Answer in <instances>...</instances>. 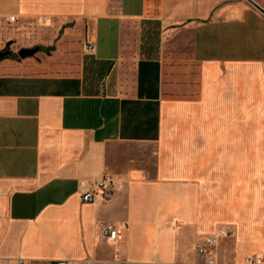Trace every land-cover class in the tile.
<instances>
[{"label": "crops", "instance_id": "crops-1", "mask_svg": "<svg viewBox=\"0 0 264 264\" xmlns=\"http://www.w3.org/2000/svg\"><path fill=\"white\" fill-rule=\"evenodd\" d=\"M9 42L38 51L0 61L3 263L200 264L198 244L225 229L219 262L264 256L262 11L248 0H0Z\"/></svg>", "mask_w": 264, "mask_h": 264}, {"label": "built area", "instance_id": "built-area-1", "mask_svg": "<svg viewBox=\"0 0 264 264\" xmlns=\"http://www.w3.org/2000/svg\"><path fill=\"white\" fill-rule=\"evenodd\" d=\"M10 20H15V16L10 17ZM108 177H104L100 181H96L91 184L90 188L82 194V199L85 202H93L97 197L105 191L108 187L107 185ZM232 234V230L225 229L219 231L217 234L209 235L203 242L199 243L197 249L201 255L206 258L200 264H224L218 261L214 249L217 245V240L220 237L228 236ZM102 235L108 237L111 240H116L119 236V231L116 227L105 225L102 229ZM0 264H10V261L5 263L0 260ZM19 264H24L22 260ZM47 264H106L100 260L94 258H86L82 262L73 259H55L50 260ZM116 264H176V263H158V262H131V261H118ZM243 264H264V256L259 255H248L245 257Z\"/></svg>", "mask_w": 264, "mask_h": 264}, {"label": "water", "instance_id": "water-1", "mask_svg": "<svg viewBox=\"0 0 264 264\" xmlns=\"http://www.w3.org/2000/svg\"><path fill=\"white\" fill-rule=\"evenodd\" d=\"M248 1H250L255 7H257L260 11H262L264 13V9L260 5H258L256 2H254L253 0H248ZM37 51H38L37 47L22 48V49H20L19 54L21 57H28V56H33ZM7 55H8V51H1L0 52V61L2 58H4Z\"/></svg>", "mask_w": 264, "mask_h": 264}, {"label": "rangeland", "instance_id": "rangeland-1", "mask_svg": "<svg viewBox=\"0 0 264 264\" xmlns=\"http://www.w3.org/2000/svg\"><path fill=\"white\" fill-rule=\"evenodd\" d=\"M154 33H156V30H153ZM128 35L131 34V31L127 32ZM14 49V43H6V44H3L2 47H0V52L1 51H13ZM14 56L17 57V58H20V54H19V49H17L16 53H14ZM7 56H5L4 58H6ZM4 58H2L1 60H3Z\"/></svg>", "mask_w": 264, "mask_h": 264}, {"label": "trees", "instance_id": "trees-1", "mask_svg": "<svg viewBox=\"0 0 264 264\" xmlns=\"http://www.w3.org/2000/svg\"><path fill=\"white\" fill-rule=\"evenodd\" d=\"M9 56L15 57V56H14V53H13L12 51H8V55H7V57H9Z\"/></svg>", "mask_w": 264, "mask_h": 264}]
</instances>
